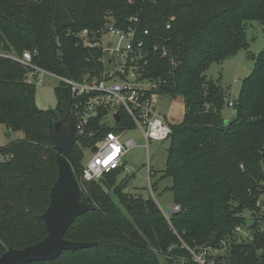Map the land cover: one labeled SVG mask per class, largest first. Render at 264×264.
Segmentation results:
<instances>
[{
    "label": "trees",
    "instance_id": "trees-1",
    "mask_svg": "<svg viewBox=\"0 0 264 264\" xmlns=\"http://www.w3.org/2000/svg\"><path fill=\"white\" fill-rule=\"evenodd\" d=\"M108 18L122 28L129 18H140L153 41L170 52L149 75L173 71L165 92L185 105L183 120L172 127L161 177L172 179L166 190L181 210L166 219L152 197L125 192L132 176L120 179L122 170L113 171L80 185L81 200L96 209L77 217L65 234L66 240L96 245L32 264H174L186 254L181 240L191 248L229 240L228 264H264V235L251 244L234 236L246 222L244 213L264 196V50L241 83L237 115L229 122L225 91L206 76L212 64L250 49L247 25L264 23V0H0V46L18 56L36 52L39 67L80 80L98 53L75 48V33L100 29ZM26 74L19 63L0 60V125L22 134L0 148V256L48 234L41 215L58 178L50 125L65 116L70 99L61 84L55 109H39L36 85L25 82ZM105 131L80 138L72 150L79 184L84 150L93 149Z\"/></svg>",
    "mask_w": 264,
    "mask_h": 264
},
{
    "label": "built area",
    "instance_id": "built-area-1",
    "mask_svg": "<svg viewBox=\"0 0 264 264\" xmlns=\"http://www.w3.org/2000/svg\"><path fill=\"white\" fill-rule=\"evenodd\" d=\"M173 21L171 18L170 22ZM75 37V48L98 53L80 80L61 77L39 67L34 63L36 52L25 51L18 56L1 45L0 60H11L23 66L27 70V84L41 82L44 76H50L68 89L78 138L76 144L80 138L106 129L93 149L84 150V153L89 151L91 158L83 165V182H95L116 170L131 175L133 169L127 162V156L137 144L133 139L125 140L124 136L137 129L143 134L148 148L150 141H169L172 127L182 119V111L176 113L178 97L165 92L173 71L167 77L149 75L154 69L153 63L157 59H166L170 52L167 47L153 41L150 30L142 28L140 18H129L123 28L117 27L113 18H108L100 29H85L75 33ZM155 68L159 70L160 66ZM225 102L228 108L233 109L235 101L226 97ZM116 115L120 116L119 120ZM2 127L0 125V129ZM255 206L250 212V223L246 220L244 225L234 230L239 243L251 244L257 236L264 235V196L256 200ZM180 210L179 205L173 204L171 214ZM162 213L166 219L171 215L163 210ZM172 231L178 235L173 228ZM229 242L221 240L216 247L191 248L181 240L186 254L177 255L174 264H228Z\"/></svg>",
    "mask_w": 264,
    "mask_h": 264
},
{
    "label": "rangeland",
    "instance_id": "rangeland-1",
    "mask_svg": "<svg viewBox=\"0 0 264 264\" xmlns=\"http://www.w3.org/2000/svg\"><path fill=\"white\" fill-rule=\"evenodd\" d=\"M246 31L250 49L239 52L221 64H212L206 72L208 79L220 81L226 97L231 101L237 99L242 81L252 72L256 62L254 57L264 50V23L250 22ZM34 85H36V106L43 110L55 109L57 104L56 89L61 86V82L57 78L44 76L41 82L38 81ZM181 102V98L176 101L177 104H181ZM224 110L226 114L234 113V110L228 107ZM19 138H22L21 133H14L2 127L0 129V148ZM124 139H133L137 144V147L133 148L127 156V162L133 169L131 175L123 174L120 177L123 179L132 176L125 192L144 198L152 197L166 214H171L174 198L173 193L166 189L172 185V179H161L168 156L169 141H150L147 148L143 134L137 129L128 132ZM84 154L86 157H84L83 163L91 158L88 150ZM149 168L153 173L152 178H150ZM81 184L84 183L80 179ZM152 184H156L154 190L151 187ZM113 199L117 202L116 198L113 197ZM244 217L247 223H250L249 211L244 213Z\"/></svg>",
    "mask_w": 264,
    "mask_h": 264
},
{
    "label": "water",
    "instance_id": "water-1",
    "mask_svg": "<svg viewBox=\"0 0 264 264\" xmlns=\"http://www.w3.org/2000/svg\"><path fill=\"white\" fill-rule=\"evenodd\" d=\"M236 115L237 112H234L233 117ZM116 118L119 120L120 116L116 115ZM50 133L55 144L58 178L50 193V204L41 215L48 234L42 241L32 246L19 250L8 249L0 256V264H32L51 261L59 258L64 251L73 252L96 245L94 242H72L65 239L66 232L77 217L96 209L94 204L81 200V186L72 166V150L78 138L71 115V99H69L65 116L50 125Z\"/></svg>",
    "mask_w": 264,
    "mask_h": 264
},
{
    "label": "crops",
    "instance_id": "crops-1",
    "mask_svg": "<svg viewBox=\"0 0 264 264\" xmlns=\"http://www.w3.org/2000/svg\"><path fill=\"white\" fill-rule=\"evenodd\" d=\"M179 111H182V119L180 120V122H181L183 120V118H184V115H185V105H184L183 101L181 102V104H177V111H176V113L179 114ZM233 116H234V113L233 112L232 113H229V114H226L225 113V110H224V117L227 120H231L233 118Z\"/></svg>",
    "mask_w": 264,
    "mask_h": 264
}]
</instances>
